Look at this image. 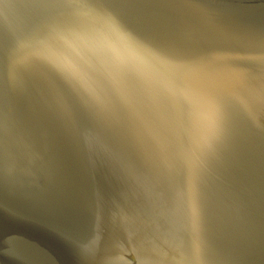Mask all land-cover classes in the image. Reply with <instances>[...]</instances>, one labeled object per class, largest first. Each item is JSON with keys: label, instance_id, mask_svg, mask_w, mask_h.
<instances>
[{"label": "water", "instance_id": "95a60500", "mask_svg": "<svg viewBox=\"0 0 264 264\" xmlns=\"http://www.w3.org/2000/svg\"><path fill=\"white\" fill-rule=\"evenodd\" d=\"M0 264H264V0H0Z\"/></svg>", "mask_w": 264, "mask_h": 264}]
</instances>
